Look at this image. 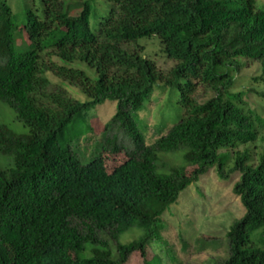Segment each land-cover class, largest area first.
I'll return each instance as SVG.
<instances>
[{"label":"trees","instance_id":"1","mask_svg":"<svg viewBox=\"0 0 264 264\" xmlns=\"http://www.w3.org/2000/svg\"><path fill=\"white\" fill-rule=\"evenodd\" d=\"M25 2L19 21L0 0V101L29 130L0 125V155L13 159L0 167V264H127L134 253L146 259L162 238L164 213L214 168L223 180L240 174L234 193L245 209L218 264H264V148L256 163L250 149L239 151L264 143V119L245 100L253 89L234 91L245 61L260 65L255 81L264 84V3ZM150 38L175 61L170 71L143 54L140 42ZM198 88L213 97L199 103ZM158 90L167 96L164 110H175L173 125L147 144L143 114ZM260 96L264 102V90ZM105 102L116 104V114L83 164L72 149L80 135L66 131ZM115 125L132 148L121 146L128 159L109 173L104 152L121 150L107 134ZM87 130L93 133L91 124ZM180 151L182 165L168 161ZM73 220L86 223V232ZM131 230L142 234L121 243Z\"/></svg>","mask_w":264,"mask_h":264},{"label":"rangeland","instance_id":"2","mask_svg":"<svg viewBox=\"0 0 264 264\" xmlns=\"http://www.w3.org/2000/svg\"><path fill=\"white\" fill-rule=\"evenodd\" d=\"M29 4L32 0H28ZM264 3V0H258ZM17 19L23 20L27 9L25 0H7ZM37 7L40 6L36 1ZM36 8V7H35ZM143 54L153 60L159 70L170 71L175 67V61L162 53V46L157 38L144 39L140 42ZM89 73V72H88ZM94 78L90 71L89 73ZM261 75L260 65L257 62L245 61L237 72V80L234 86L235 92L254 90L245 96V100L252 105V108L261 114L264 119V102L260 92L264 90V84L255 81ZM54 84L59 81L52 78ZM68 92L81 102L87 100L86 96L79 89L68 86ZM213 92L198 88L195 98L199 103H204L213 97ZM166 93L158 90L154 92L151 101L146 105L147 112L143 114V121L147 125L145 130L146 143L152 144L157 139L158 129H169L173 125L170 116L175 113L174 108L165 109ZM166 108V107H165ZM116 114V104L105 102L96 106L88 112L86 119L77 121V126L70 125L67 135L78 133L80 139L72 143V149L77 153L81 163H87L95 153L99 138L106 132V128L112 117ZM91 124L93 133H89L87 125ZM163 124V125H162ZM164 124H166L164 126ZM0 125H5L17 134H28L29 130L16 119L15 110L7 103L0 101ZM108 137L117 138L121 147L132 148L131 141L124 130L118 125L107 130ZM117 153L107 150L104 152L107 171L112 173L118 166L127 159V150L122 148ZM250 149L252 163H256L259 154L264 148L260 140L255 144L240 147L239 151ZM183 152L168 155V161L175 165H182ZM13 160L0 155V167L8 168ZM229 169V167L227 168ZM240 174L235 173L229 176L228 180L219 177L217 170L211 169L204 174L198 183L193 184L184 191L177 203L173 204L162 216L161 239L152 242L148 247L146 259L139 253L130 256L127 264H218L229 256L227 234L230 227L237 220L245 215V209L238 196L234 193L235 184L239 181ZM73 226L83 233L87 230L86 223L73 220ZM142 232L131 230L124 234L120 242L125 244L141 236ZM101 238L108 239L100 233ZM188 245V250L184 246Z\"/></svg>","mask_w":264,"mask_h":264}]
</instances>
